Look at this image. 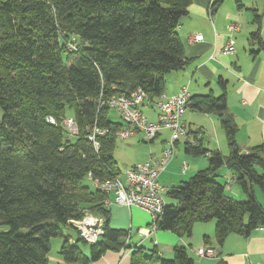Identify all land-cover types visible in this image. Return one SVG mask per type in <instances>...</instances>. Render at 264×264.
<instances>
[{
  "label": "trees",
  "instance_id": "obj_1",
  "mask_svg": "<svg viewBox=\"0 0 264 264\" xmlns=\"http://www.w3.org/2000/svg\"><path fill=\"white\" fill-rule=\"evenodd\" d=\"M191 2L0 0V264H49L56 237L63 239L59 252L67 262L90 264L107 251L132 248L131 264H195L184 245L167 258L155 247L130 244V230L110 224L108 194L84 182L122 174L114 150L116 132L127 124L112 120L105 100L136 88L150 98L164 93L166 74L188 61L178 28ZM251 9L257 25L251 39L258 44L251 51L264 53L262 16ZM218 85V95H191L188 107L217 115L228 153L186 141L185 150L208 156L209 165L169 187L157 230L190 237L195 224L214 220L216 242L223 245L229 234L264 228V207L254 195L255 185L264 192V142L243 152L227 80L219 77ZM69 109L78 124L72 136L63 124ZM96 120L110 128L98 150L87 132ZM223 166L246 200L225 192L216 178ZM87 213L104 218V235L93 243L73 223Z\"/></svg>",
  "mask_w": 264,
  "mask_h": 264
},
{
  "label": "crops",
  "instance_id": "obj_2",
  "mask_svg": "<svg viewBox=\"0 0 264 264\" xmlns=\"http://www.w3.org/2000/svg\"><path fill=\"white\" fill-rule=\"evenodd\" d=\"M225 2L226 0H192L190 3L188 13L181 19L178 28L188 61L183 68L166 74L164 94H175L182 85H188L190 96L208 93L211 90L218 95L221 92L218 79L225 78L228 83V108L238 125L236 138L243 152H249L252 146L264 142V53L251 51L252 48H258V44L256 40L251 39V32L257 25L253 21L250 7L256 8L262 16L260 33L264 37V0H246L240 1L243 5L237 2L236 5L228 6ZM230 22L239 24V29L232 35L227 28ZM199 33L203 35V39L193 40ZM230 37L236 51L227 54L224 47ZM142 111L150 120H156L157 112L154 107L146 105L142 107ZM185 120L189 135L177 143V147L180 143L184 144L185 153L175 152L173 159L159 176V179H162L160 181L169 187L178 184L177 180L193 175L209 165L208 156L191 157L192 154L185 150L186 141H200L209 149H219L223 154L228 153V145L223 141V127L217 115L188 107ZM169 134V130H162L156 138L147 139L145 135L136 136L135 133L123 140L128 143L129 139L134 137L133 143L140 144L142 141L149 144L147 150L150 155L147 156L146 153L141 160L131 162V165L150 157L160 156ZM175 159L178 165L174 166L181 168L184 163L188 165L185 172L181 168V174L177 177L167 172ZM124 173L125 171H122L123 176ZM109 208L111 226L129 229L131 234L127 241L130 244L144 246L146 249L155 247L163 257H172L175 248L184 245L195 264L264 263L263 227L256 228L249 236L229 234L223 245H219L215 239L213 220L195 224L192 236L182 237L172 230L149 231L151 216L138 206L112 204ZM207 235L211 240L209 244H206L204 239ZM54 240L49 254V264H80L65 261L59 252L63 239ZM203 246L215 248L217 255L200 256L197 251ZM86 251L88 253L89 249ZM131 253L132 248L110 250L90 264H131Z\"/></svg>",
  "mask_w": 264,
  "mask_h": 264
},
{
  "label": "built area",
  "instance_id": "obj_3",
  "mask_svg": "<svg viewBox=\"0 0 264 264\" xmlns=\"http://www.w3.org/2000/svg\"><path fill=\"white\" fill-rule=\"evenodd\" d=\"M229 34L239 29L237 22H230L227 26ZM202 34H196L195 41L202 40ZM236 48L230 37L224 47L227 54L234 53ZM190 91L188 85H182L175 94H161L150 98L145 90L136 88L129 94L114 93L106 100L111 108H116L127 124L116 132L117 137L128 139L136 132H142L147 139H154L162 130H169V137L165 140L164 148L158 157H150L146 161L135 163L126 168L124 176L118 175L112 179L103 181L94 180V183L107 194L104 201L106 207L112 204L128 207L138 206L147 211L151 216L149 231L157 230L158 220L161 218L166 204V194L169 186L164 185L160 174L167 168L173 159L177 143L188 137L189 129L185 120V112L189 105ZM103 103V101L101 100ZM152 106L157 112L156 120H150L142 111L143 106ZM48 121L56 122L55 117L49 116ZM63 124L66 132L72 136L78 133V124L75 118L65 117ZM88 139L93 142L96 150L100 148V137L110 132L108 126L101 125L97 120L87 127ZM187 163L182 165V171L187 170ZM91 177V175H90ZM227 183H233V179L225 175ZM80 231V235L88 242H96L104 235V218L87 213L82 219L73 221ZM200 256H216L217 251L213 247L203 246L198 249ZM264 264V263H247Z\"/></svg>",
  "mask_w": 264,
  "mask_h": 264
},
{
  "label": "rangeland",
  "instance_id": "obj_4",
  "mask_svg": "<svg viewBox=\"0 0 264 264\" xmlns=\"http://www.w3.org/2000/svg\"><path fill=\"white\" fill-rule=\"evenodd\" d=\"M237 1H239L238 3H240V1L241 2H246V0L245 1L244 0H237ZM237 1L236 0H226L225 5L228 6V5H231V4H235V3H237ZM249 1H251V0H249ZM250 7L254 8L253 6H250ZM3 114H4V111L0 107V121H1V119L3 117ZM109 114H110V117L112 118V120H114V121H120V120L124 121V118L121 116V113L116 108L115 109L111 108ZM67 116L68 117L73 116V112L70 109L67 112ZM222 134L224 135L223 141H224L225 145H227L224 129L222 131ZM136 136H143L144 137L142 132H136ZM133 138L134 137L129 139L130 142H128V143L123 141V139H121L119 137L117 138V141H116V148L114 150V155H115V157H116V159L118 161V164H119V166H120V168L122 169L123 172L125 171L126 167L131 165V162L141 160L142 156L146 155V153H148L147 156L150 155V152L147 150V148H148L147 145H149V144L147 142H142V141L139 142L140 144L133 143ZM179 151H182L183 153H185L184 152V144L180 143L179 146L176 148V152H179ZM191 157H196V156L191 155ZM177 163H178V161H177V159H175V161H173L172 165L170 166L171 169L170 168L167 169V172L168 173L170 172V175L175 176V177H177L178 174H181L180 170L182 168V167L179 168V166H174V164H177ZM225 172H229V170L226 167H224V166L219 168L218 171L216 172V178L220 182L226 184L225 192L228 195H231L232 197H234V198H236L238 200H246L248 198L247 194L243 191V189L241 188V186L238 183L233 182V183L230 184V183L226 182L227 180H226V177L224 176V174L228 175V173H225ZM191 175H187L186 177H183L182 179L177 180V182H180V180L181 181L182 180H186ZM160 180H162V179L160 178ZM84 182L86 184L90 185L91 188H94V186H95L94 182H92L88 178H86L84 180ZM254 195L257 198V200L260 202V204L264 207V192L257 185L254 186ZM63 229H64V231L66 233H75V230L73 228H71V227H63ZM135 236H136V233L134 232L133 233V237H135ZM54 239H58L57 241L62 240V238H60V237L53 238V240ZM54 241H56V240H54ZM54 241H53V243H54ZM85 247H88V245L87 246L82 245L83 249H87Z\"/></svg>",
  "mask_w": 264,
  "mask_h": 264
}]
</instances>
